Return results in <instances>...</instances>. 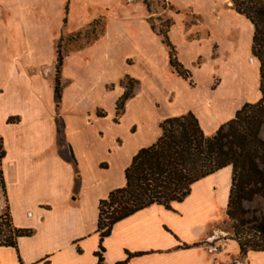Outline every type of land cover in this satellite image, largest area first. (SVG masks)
Wrapping results in <instances>:
<instances>
[{
  "label": "crops",
  "instance_id": "1",
  "mask_svg": "<svg viewBox=\"0 0 264 264\" xmlns=\"http://www.w3.org/2000/svg\"><path fill=\"white\" fill-rule=\"evenodd\" d=\"M168 1L199 13L216 3ZM233 9L224 10L219 36L195 38L174 17L168 35L186 80L171 67L142 0H0V204L16 228L32 231L16 248L0 246V264H98L99 253L102 264H264V251L241 254L237 241L220 239L231 166L194 183L171 209L154 204L118 221L103 239L98 231L100 202L126 185L134 156L156 143L165 119L192 113L212 136L262 98L254 26ZM100 15V37L64 55L57 100L56 45ZM215 45L228 56L217 86ZM126 77L140 85L115 121Z\"/></svg>",
  "mask_w": 264,
  "mask_h": 264
},
{
  "label": "trees",
  "instance_id": "2",
  "mask_svg": "<svg viewBox=\"0 0 264 264\" xmlns=\"http://www.w3.org/2000/svg\"><path fill=\"white\" fill-rule=\"evenodd\" d=\"M231 1L236 12L244 15L254 26L252 53L260 66L262 98L256 103H246L212 136L205 135L192 113L165 119L160 125L162 133L156 143L134 156L126 170V185L112 191L107 199L100 202L98 231L102 239L110 234L114 224L141 209L154 204L171 209L173 203L184 201L194 183L231 166L233 176L227 216L238 223L232 228L241 254L264 251V220L258 224L252 239L242 241L239 229V225H244L247 213L243 201L251 200L255 195L264 198V140L260 137L264 125V0ZM172 24L170 20L166 21V30L160 29L158 35L170 49L171 67L180 77L188 79L190 73L178 62L175 48L169 40ZM62 65L63 56L58 51L57 100L60 99ZM136 84L137 81L129 77L121 82L126 90L117 102V116L123 112L126 101L134 96ZM4 157L0 138V190L5 195ZM31 234V230L14 226L8 207L7 212L0 215V246L16 248L19 238ZM99 256L98 264H102L100 253Z\"/></svg>",
  "mask_w": 264,
  "mask_h": 264
},
{
  "label": "rangeland",
  "instance_id": "3",
  "mask_svg": "<svg viewBox=\"0 0 264 264\" xmlns=\"http://www.w3.org/2000/svg\"><path fill=\"white\" fill-rule=\"evenodd\" d=\"M142 1L148 7L151 13L149 22L151 23L152 27H155L154 31L157 34L160 29L166 30V21L170 20L171 23H174L175 17L178 20H181L187 28H190L192 30V32H195V38L212 34H217L218 36L221 35L217 28L220 26V22L224 20L223 12L226 9H233V6L231 7L227 4V0H215L216 3L212 7L206 8L201 13H199L192 7L183 5L172 6V4L168 0ZM104 25V16L100 15L93 21H91V23L83 30L69 36L64 35L62 37V40L59 41L56 45L57 55L58 51H60L64 59V55L69 50L72 51L84 45H90L94 43L103 33ZM227 58L228 56L222 55L220 53L219 46L215 45L214 54L211 58V63L213 64V86H217L221 82V68L225 64ZM253 58L257 59L255 56H253ZM203 62L204 59L200 58L197 61L196 67H200ZM188 79H190V77ZM139 85L140 83L137 82V85L134 89V94ZM122 113H124V109L123 112L119 114V116H116L115 121L119 120ZM260 137L264 140V125L261 129ZM4 197V193L2 192V190H0V198L3 201ZM243 207L247 211V213L244 217V225H239V229L240 231H242V236L240 235L242 241H244L246 238H254L258 224L264 220V198L259 195H255L251 200L243 201ZM234 224L236 225L238 223L227 219L223 224L219 226L220 230L223 232L221 234L219 233L221 240H224L227 243L234 240L237 241L235 232L232 228Z\"/></svg>",
  "mask_w": 264,
  "mask_h": 264
},
{
  "label": "built area",
  "instance_id": "4",
  "mask_svg": "<svg viewBox=\"0 0 264 264\" xmlns=\"http://www.w3.org/2000/svg\"><path fill=\"white\" fill-rule=\"evenodd\" d=\"M250 62H252V59H250ZM6 212H7L6 203L0 204V215H4Z\"/></svg>",
  "mask_w": 264,
  "mask_h": 264
},
{
  "label": "bare ground",
  "instance_id": "5",
  "mask_svg": "<svg viewBox=\"0 0 264 264\" xmlns=\"http://www.w3.org/2000/svg\"><path fill=\"white\" fill-rule=\"evenodd\" d=\"M254 61V59L252 58V62Z\"/></svg>",
  "mask_w": 264,
  "mask_h": 264
}]
</instances>
